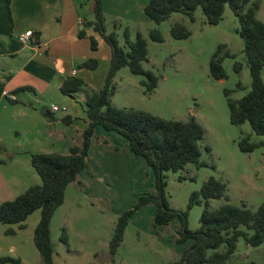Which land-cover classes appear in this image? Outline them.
I'll return each mask as SVG.
<instances>
[{
	"label": "rangeland",
	"instance_id": "rangeland-1",
	"mask_svg": "<svg viewBox=\"0 0 264 264\" xmlns=\"http://www.w3.org/2000/svg\"><path fill=\"white\" fill-rule=\"evenodd\" d=\"M72 1L81 18L95 21L94 0ZM146 3L147 0H124L121 6L129 7V13L123 7L104 3L105 32L114 33L119 46L125 45V29L129 32L130 40H134L136 32H140L146 39L148 49V60L142 63L143 67L159 77L157 87L148 94L142 85L143 76L132 74L127 67L119 69L113 79L115 92L112 104L120 108L141 109L164 119L186 121L194 117L201 124L203 136L199 141V160L206 165L197 167L188 163L182 170L164 172V195L168 205L175 210H187L189 229L199 227V218L205 207L202 202L187 209L189 195L197 191L209 176L220 179L227 186L225 197L209 200L210 208L228 202L236 206L245 204L247 208L255 210L264 202V146L256 147L252 152H243L238 147V140L249 135L250 141H264V136L256 135L248 122L240 126L230 123L223 94V89L228 88L233 90L232 97L240 98L251 89L243 40L236 32L239 26L237 17L226 5L223 18L215 25L205 21L200 8L194 12V21L174 12L157 24L144 13ZM175 22L189 28L191 34L188 38L175 39L171 36L170 27ZM82 25L85 36H88L89 48V36H93L97 42V52H93L97 67L93 70L79 69L87 73L83 79L84 93L87 95L91 91H98L104 84L110 64L107 58L110 47L93 25ZM151 29L160 31L162 42L149 38ZM219 43H225L228 51L235 55L223 59L222 65L227 74L225 79H216L209 74V59ZM235 61L241 64L238 72L233 69ZM53 100L56 99L51 93L42 98L48 105ZM81 102L85 105V101ZM35 106L41 109L44 105ZM62 113L58 111L55 116L59 118ZM76 138V144H79L81 135ZM97 155L98 151L92 154L93 157ZM141 159L145 161L143 157ZM126 166L127 172L118 173L108 172L101 164V171L93 174V179H87L88 175L83 173L79 185L75 181L67 185L64 201L55 210L50 222L54 264H167L179 260L190 246L191 240L180 244L175 242L179 229L177 217L165 226H153L156 208L153 204H146L131 215L116 254H110L108 244L117 217L131 208L139 195L155 191V176L148 166L140 169V172H136L137 164L132 166L126 163ZM33 173L26 181L28 186L41 183L37 172ZM111 175L117 177L112 178ZM37 215L39 210L28 216V228L23 230L24 234L28 231L32 237L31 226ZM62 228H65L68 245L60 239ZM30 245L31 249L36 248L32 239ZM248 261L264 264V242L251 246L239 238L237 248L226 264H244Z\"/></svg>",
	"mask_w": 264,
	"mask_h": 264
},
{
	"label": "trees",
	"instance_id": "trees-1",
	"mask_svg": "<svg viewBox=\"0 0 264 264\" xmlns=\"http://www.w3.org/2000/svg\"><path fill=\"white\" fill-rule=\"evenodd\" d=\"M11 0H5L9 7ZM261 0H147L144 13L155 23L166 20L172 13L179 12L194 21V12L200 8L208 24H218L223 18L225 6L228 5L237 17L239 26L236 32L243 40V52L251 77V89L240 98L231 96L232 89L224 88L223 94L229 111V121L232 125L240 126L248 122L252 131L264 136V81L262 69L264 65V22L256 17ZM93 13L95 21L82 24L93 25L110 47V64L104 84L98 91L86 95V118L88 124L81 133L79 144H73L68 153L34 152L31 153L30 163L41 179L40 184L29 186L11 200L0 203V224H17L18 228L25 227V220L36 210H39V220L33 229V244L40 255L39 264H54L53 246L50 237V222L55 210L63 203L65 189L68 184L78 178L85 168V158L88 154L91 138L96 126L107 131H115L128 141V148L134 156H141L153 171L155 176V191L139 195L129 209L124 210L118 217L109 240V252L114 256L120 246L129 218L142 205H155L153 226H165L175 217L179 219V229L175 242L177 244L191 240L190 246L177 261L167 264H226L235 252L239 238L251 246H259L264 242V202L255 210L245 204L236 206L225 202L216 208L209 207L210 199L225 197L226 183L209 176L197 191L189 195L187 209L204 202L205 207L199 218V227L195 230L188 228L187 210L180 211L169 207L164 195L165 171L182 170L186 164L203 166L199 160V141L203 136V128L194 117L188 120L164 119L147 111L133 107H116L112 104L115 92L113 79L117 71L127 67L132 74L144 77L142 85L150 94L157 87L159 77L150 69L143 67L148 60L146 39L136 32L134 40H130L129 32L124 30L125 45L119 46L114 33H106L102 0H94ZM170 34L175 39H185L191 34L189 28L175 22L170 27ZM83 29L78 31V37H84ZM152 41L162 42L163 36L158 29L148 33ZM91 51L97 50V42L89 36ZM225 43H219L211 54L208 68L209 74L216 79H225L227 74L222 62L225 57H234ZM98 65L96 58L89 57L77 65L78 69H95ZM233 69L239 71L241 64L235 61ZM240 87V84H237ZM84 80L75 75L66 77L61 85L63 94L73 96L84 90ZM28 87H23L27 89ZM51 118L48 110L44 111ZM70 116L62 117L66 123ZM105 143L114 150L120 147ZM264 146V141H250V136L238 140V147L243 152H252L256 147ZM6 235H13L14 230L7 228ZM60 239L68 245L65 228H62ZM20 260L11 256L0 257V263L19 264ZM244 264H256L253 261Z\"/></svg>",
	"mask_w": 264,
	"mask_h": 264
},
{
	"label": "crops",
	"instance_id": "crops-1",
	"mask_svg": "<svg viewBox=\"0 0 264 264\" xmlns=\"http://www.w3.org/2000/svg\"><path fill=\"white\" fill-rule=\"evenodd\" d=\"M104 3L123 7L129 13V7L121 6L124 0H102V10ZM256 17L264 22V0H261ZM86 21L80 17L72 0H11L9 7L5 0H0V203L13 199L29 187L26 181L35 171L30 163L31 153H68L70 146L78 143L76 136H80L88 124L86 105L81 102L86 100L85 89L73 96L63 94L59 89L68 76L84 79L87 73L76 65L96 57L89 48L87 34L78 37V31ZM30 29L34 37L19 41L17 36ZM262 79L264 81V65ZM23 87L28 88L21 90ZM4 89L13 92L16 99L5 97ZM49 93L56 99L51 104L58 105L57 111H51V104L42 101ZM35 104L44 106L40 109ZM45 110L50 112V119L44 115ZM58 111H63L59 118L55 116ZM64 116H70L71 121H63ZM101 128L96 126L94 129L85 168L75 181L78 185L83 173L88 175L87 179H93V174L101 171V164L108 172L118 173L126 171V163L137 164L136 172L148 166L141 157L134 156L122 135ZM103 138L121 150L112 149ZM96 151L98 155L93 157ZM128 169L130 171L131 166ZM26 220L24 228H18L17 224L0 225V257L18 258L19 264H39L37 249H31L32 237L28 231L23 233L28 228ZM38 220L39 215L32 223V236ZM7 228L13 229L14 234L6 235Z\"/></svg>",
	"mask_w": 264,
	"mask_h": 264
},
{
	"label": "built area",
	"instance_id": "built-area-1",
	"mask_svg": "<svg viewBox=\"0 0 264 264\" xmlns=\"http://www.w3.org/2000/svg\"><path fill=\"white\" fill-rule=\"evenodd\" d=\"M29 37H34L33 31L31 29L27 30L24 33H21V34H19L17 36L18 40L21 41V42H25L26 39H28ZM73 73H75V71H73ZM2 94L5 97H7L8 99H10V100H15L16 99L15 94L13 92L9 91V90L4 89L2 91ZM58 109H59L58 105L51 104V106H50V110L51 111H57Z\"/></svg>",
	"mask_w": 264,
	"mask_h": 264
}]
</instances>
